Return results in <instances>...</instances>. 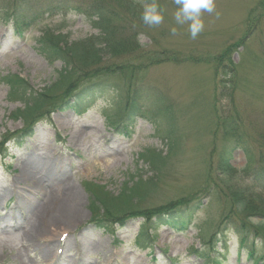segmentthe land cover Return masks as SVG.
<instances>
[{
  "label": "rangeland",
  "instance_id": "374dc122",
  "mask_svg": "<svg viewBox=\"0 0 264 264\" xmlns=\"http://www.w3.org/2000/svg\"><path fill=\"white\" fill-rule=\"evenodd\" d=\"M61 1L0 0V264H252L225 223L233 215L222 193L241 189L264 200V191L243 172L244 150L254 158L264 145V29L262 35L260 30L249 33L246 25L255 0H215L219 18L205 14L204 31L196 40L186 26L175 24L172 0H157L164 16L157 28L143 24L142 9L132 19L128 6L119 8L126 21L113 38L133 35L138 46L73 76L76 88L100 82L103 92L83 95V110L76 114L53 110L66 89V84L55 86L39 113L50 112L35 118L29 135L14 140L23 124L13 111L23 107L24 99L12 97L8 76L23 79L30 93H40L54 83L61 67L39 53L38 38L51 32L80 41L101 33L95 22L70 8L50 12ZM12 13L26 25L20 31L12 26ZM222 64L232 67V75L221 70ZM128 86L146 88L166 107L144 101L127 122L122 90ZM235 122L236 140L226 131ZM226 148L232 172L222 174L217 166ZM146 150L158 152L153 164L141 160ZM25 165L52 193L49 206L55 210L70 192L78 195L81 214L65 231L48 226L45 234L38 233L46 229L47 214L37 219L43 197L27 190L24 182L31 177ZM135 176L137 201L124 219L112 222L122 211L115 199L109 229L96 226L86 185L116 195ZM171 203L187 206L189 221L182 230L153 215ZM243 212L234 220L240 223L248 213ZM140 227L148 236L138 240Z\"/></svg>",
  "mask_w": 264,
  "mask_h": 264
},
{
  "label": "trees",
  "instance_id": "16d2710c",
  "mask_svg": "<svg viewBox=\"0 0 264 264\" xmlns=\"http://www.w3.org/2000/svg\"><path fill=\"white\" fill-rule=\"evenodd\" d=\"M129 3V4H128ZM254 5L249 10L246 19L247 30L249 33H254L257 30L258 33L262 35V28L264 29V0H255ZM129 7V14L132 19L137 14H140V9H142L138 4H134L133 0H63L60 4L50 6V12L55 11L61 13L70 8L73 12L82 14L88 17L89 20L95 22L96 27L100 30V34L84 38L80 41H71L67 34H51V32L44 33L37 40V48L39 53L46 59L49 64L59 61L61 67L57 72L56 80L50 86L42 89L40 93H30L28 84L23 81V79L16 78L17 76H8L7 82L10 86V94L12 97L24 99L23 107L17 109L16 118L22 121V129L15 135L14 140H20L24 136L29 135L30 129L35 118L42 116V113H49L50 111L43 110L39 113L41 109L45 106L48 98L51 97L52 90L55 86L66 84V89L63 91L65 96L63 100L56 106L53 107L57 109H70L73 112L81 113L83 110V95L97 94V92H103L104 85L100 82H88L82 87H77L73 76H82L86 73L90 65H93L99 60L107 58H112L114 56L124 55L128 52L134 51V48L138 46L136 37L121 40H116L113 36L118 35V30L121 29L120 24L124 25L126 19H124L123 13L118 9H123L124 7ZM20 16L16 13L9 14V18L12 21V26H14L18 31L24 28L26 25L20 20ZM264 34V33H263ZM241 46V45H240ZM221 70L232 75L233 69L229 68L228 65L222 64ZM21 82V83H20ZM19 89H15L18 87ZM75 84V85H74ZM73 85V86H72ZM116 91V90H115ZM122 94H125L126 100L128 102L124 114V119L127 122L134 115L140 113L141 103L148 102L149 105L154 106L158 109L166 107L163 100L159 96H156L142 86L134 87L131 90L128 87L123 88ZM12 113V114H13ZM142 115V114H141ZM132 121V120H130ZM226 131L232 134V137L238 139L240 134H238L237 122L233 125L228 124ZM171 133V132H170ZM169 137V136H168ZM236 146L240 141L236 142ZM258 154L253 158L252 153L244 150L247 153V165L243 169L245 176L250 180L253 185L258 187L260 190L264 191V145L258 149ZM222 155L219 158L217 168L221 173L228 174L232 172V166L230 164L231 152L228 148L224 149ZM157 151L146 150L143 154L142 160L145 158L153 164L156 162ZM156 156V157H155ZM253 158V160H252ZM134 178V177H133ZM128 180L125 186L115 195L110 191L104 189L100 185L87 184L86 188L89 193V204L90 213L92 216V221L98 227L109 229L112 222L120 221L124 219L123 214L128 213L129 205L137 201L135 198L138 193L134 192V187L138 184V179L135 176L134 179ZM224 197L229 201V212L232 211L233 218L230 222L231 217L229 216L225 223L227 227L232 229L239 240V246L246 251L248 259L252 261V264H264V204L261 198L256 196L255 192H248L247 190H234L232 193L229 192L228 195L222 193ZM117 199L116 207L120 211L117 218L113 219L111 223L109 220L114 216L113 212L115 209L113 206V200ZM260 202H259V201ZM255 201L256 204L253 202ZM199 203L191 204V208L197 207ZM133 210V208H131ZM246 215L239 223L234 220V216L241 215L246 211ZM148 215V214H147ZM154 217L158 220L164 221L168 225L182 230L186 227L188 220V210L185 205H176L171 203L167 206L159 207L154 210ZM187 217V218H186ZM225 224V225H226ZM140 237L138 240L144 239L148 236L147 231L140 227ZM254 240H258L260 243L259 247L254 245ZM144 247V246H143ZM213 264L217 263V260L213 261Z\"/></svg>",
  "mask_w": 264,
  "mask_h": 264
},
{
  "label": "clouds",
  "instance_id": "9594fccd",
  "mask_svg": "<svg viewBox=\"0 0 264 264\" xmlns=\"http://www.w3.org/2000/svg\"><path fill=\"white\" fill-rule=\"evenodd\" d=\"M142 8L141 20L148 28H157L164 22L163 9L157 0H133ZM175 6L173 19L179 27H187V33L192 40H196L204 31L205 14L217 15L215 0H172ZM173 36L177 35L176 28L171 29Z\"/></svg>",
  "mask_w": 264,
  "mask_h": 264
},
{
  "label": "bare ground",
  "instance_id": "6f19581e",
  "mask_svg": "<svg viewBox=\"0 0 264 264\" xmlns=\"http://www.w3.org/2000/svg\"><path fill=\"white\" fill-rule=\"evenodd\" d=\"M25 165L23 167L25 174H29L31 177L27 182L25 181V185L28 187L27 190H35L38 196L43 197V205L40 206V209L37 213V219H42L47 214V224L46 229L39 228V234H45L47 232L48 226L52 227L53 229L59 228L62 231H65L66 228L73 225L78 217L80 216L81 212L79 209V197L76 193L70 192L64 201H61V206H58L55 210V207H50L49 204L53 201L51 198H48V190H46V186L39 185L35 179H33V174L28 172V169ZM52 168H48V173H50ZM19 180H22V175H19ZM45 187V188H44ZM51 193V192H50ZM44 194V195H43ZM52 194V193H51ZM50 194V196H51ZM54 200L57 201V197L54 195L52 196ZM49 199V200H48ZM48 210H51V214L47 213ZM55 210V211H54ZM28 213H31L30 210Z\"/></svg>",
  "mask_w": 264,
  "mask_h": 264
}]
</instances>
